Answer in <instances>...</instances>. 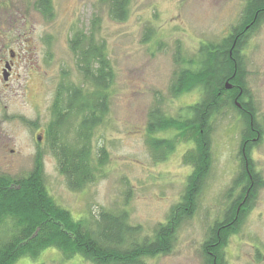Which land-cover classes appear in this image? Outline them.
<instances>
[{
	"label": "rangeland",
	"instance_id": "374dc122",
	"mask_svg": "<svg viewBox=\"0 0 264 264\" xmlns=\"http://www.w3.org/2000/svg\"><path fill=\"white\" fill-rule=\"evenodd\" d=\"M36 1L0 0V60L10 50L15 54L6 82L0 64V173L25 175L40 153L48 191L75 219L100 209H125L129 222L141 226V235L151 234L180 201L191 171L182 157L192 145L179 142L167 158L153 159L150 136L168 138L175 131L149 134L148 112L160 100L165 114L178 116L200 99L198 88L171 95L175 58L190 59L202 43L227 35L239 23L244 0H130L124 21L112 20L99 0H51L53 16L46 19L35 8ZM93 16L99 17L96 36L105 41L114 70L109 110L92 137L93 148L103 145L108 160L93 182L71 190L57 170L45 128L63 72L75 84L81 82L68 39L77 28L88 31ZM243 55L246 85L263 129L251 156L264 180V23L249 34ZM242 128L241 117L230 108L213 117L211 166L197 209L179 226L172 250L145 257L147 264H203L207 228L221 215L225 192L239 170ZM225 258L227 264H264V185L240 230L230 237ZM15 264L92 263L47 248Z\"/></svg>",
	"mask_w": 264,
	"mask_h": 264
},
{
	"label": "trees",
	"instance_id": "16d2710c",
	"mask_svg": "<svg viewBox=\"0 0 264 264\" xmlns=\"http://www.w3.org/2000/svg\"><path fill=\"white\" fill-rule=\"evenodd\" d=\"M99 1L112 20L127 18L130 0ZM35 8L46 19L53 16L51 0H37ZM262 23L264 0H244L239 23L231 27L232 33L217 42L202 43L190 59L175 58L171 95L198 88L200 99L178 116L165 114L160 100L148 112L149 134L175 131L168 138L150 136L153 159L167 158L179 142L192 145L182 157L191 171L180 201L170 208L165 222L158 223L151 234L141 235V226L129 222L125 209H100L96 215L75 219L48 191L42 154L37 153L25 175L0 173V264H15L20 258L35 257L47 248L57 249L65 258L79 255L92 264H147L145 257L169 253L179 226L197 209L211 166L212 119L230 108L243 124L239 170L225 192L226 204L221 215L209 225L201 245L203 264H227L225 248L229 239L240 230L264 185L251 156L252 147L260 141L256 134L261 132V126L246 85L243 55L249 34ZM99 27V17L93 16L88 31L77 28L69 37L68 48L81 82L75 84L68 72H63L45 128V140L57 170L71 190H81L93 182L108 160L106 148H93L92 142L96 128L108 113L114 81L106 43L96 36ZM227 82L231 88H226Z\"/></svg>",
	"mask_w": 264,
	"mask_h": 264
},
{
	"label": "flooded vegetation",
	"instance_id": "af4514ba",
	"mask_svg": "<svg viewBox=\"0 0 264 264\" xmlns=\"http://www.w3.org/2000/svg\"><path fill=\"white\" fill-rule=\"evenodd\" d=\"M229 33H232V29H230ZM14 60H15V54H14L13 50H10L8 58H3L2 60H0V64L2 65L1 71L3 72V70L6 69V73H7V79L6 80H8V78L12 75ZM2 79H3V76H2ZM3 80L6 82L5 79H3ZM236 101L237 100H235V102ZM237 103H239V102L237 101ZM237 106L241 107L240 103ZM256 136L259 137L260 140L262 139V137H263L262 127H261V132L257 133ZM40 139H41V136H37V140H40Z\"/></svg>",
	"mask_w": 264,
	"mask_h": 264
},
{
	"label": "water",
	"instance_id": "95a60500",
	"mask_svg": "<svg viewBox=\"0 0 264 264\" xmlns=\"http://www.w3.org/2000/svg\"><path fill=\"white\" fill-rule=\"evenodd\" d=\"M2 76H3V79H5V80L7 79L6 69L3 70ZM226 88H231V85L228 82L226 83ZM236 103H237V101H236ZM237 105H239V103H237Z\"/></svg>",
	"mask_w": 264,
	"mask_h": 264
}]
</instances>
